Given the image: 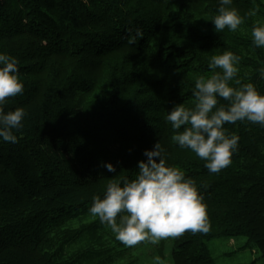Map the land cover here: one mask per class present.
<instances>
[{"label": "trees", "instance_id": "trees-1", "mask_svg": "<svg viewBox=\"0 0 264 264\" xmlns=\"http://www.w3.org/2000/svg\"><path fill=\"white\" fill-rule=\"evenodd\" d=\"M156 202L173 264L264 258V0H0V264H87Z\"/></svg>", "mask_w": 264, "mask_h": 264}, {"label": "rangeland", "instance_id": "rangeland-1", "mask_svg": "<svg viewBox=\"0 0 264 264\" xmlns=\"http://www.w3.org/2000/svg\"><path fill=\"white\" fill-rule=\"evenodd\" d=\"M131 213L135 216L125 214L119 221L121 229L116 240L119 246L108 247L107 252L92 253L87 264H173V225L165 207L156 202ZM134 220V225H130ZM139 221L143 225L147 223L145 229L140 227ZM125 223L130 227L124 226ZM208 249L217 264H264V258L257 249L248 246L245 237L216 239L208 244Z\"/></svg>", "mask_w": 264, "mask_h": 264}]
</instances>
